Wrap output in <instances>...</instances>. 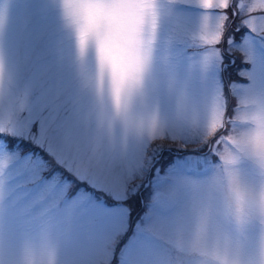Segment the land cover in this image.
Here are the masks:
<instances>
[{
  "label": "snow or ice",
  "instance_id": "snow-or-ice-1",
  "mask_svg": "<svg viewBox=\"0 0 264 264\" xmlns=\"http://www.w3.org/2000/svg\"><path fill=\"white\" fill-rule=\"evenodd\" d=\"M0 264H264V0H0Z\"/></svg>",
  "mask_w": 264,
  "mask_h": 264
},
{
  "label": "rangeland",
  "instance_id": "rangeland-1",
  "mask_svg": "<svg viewBox=\"0 0 264 264\" xmlns=\"http://www.w3.org/2000/svg\"><path fill=\"white\" fill-rule=\"evenodd\" d=\"M255 15H260L259 12L257 13H254ZM240 23V18L238 17H233L231 15V10H229V22H228V29H227V32H226V36L228 35H232L234 32H235V28L236 26ZM247 29H244V31H246ZM237 41L239 42V34H237ZM221 47H224V45H221ZM235 59V63L234 64H231L227 70L223 73V76H224V82H225V86L227 87V84L232 81V80H237V81H240L242 80V78L238 77L237 76V73L238 71H240L241 69L247 67V65H245L243 62H242V56L239 52H236L233 54L232 57H229L228 59H226L225 63H228L229 60L231 59ZM231 100V98H230ZM229 114H231V103L229 105ZM168 145L165 144V148H167ZM190 147H195V145H191ZM221 147V150L223 149V145L220 146ZM28 147L26 146H23L22 145V154L23 153H26L28 151L27 149ZM173 148H175V146H173ZM167 156L168 154L165 153V159H167ZM148 193L145 192L143 193V196L144 197H147ZM136 211L138 212L139 211V208L136 209ZM134 217L136 215V212L133 213Z\"/></svg>",
  "mask_w": 264,
  "mask_h": 264
}]
</instances>
